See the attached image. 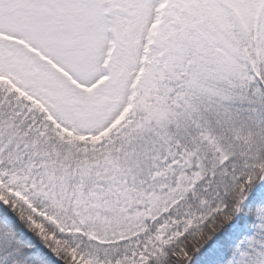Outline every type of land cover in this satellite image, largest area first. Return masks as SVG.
<instances>
[{"label":"snow or ice","instance_id":"snow-or-ice-1","mask_svg":"<svg viewBox=\"0 0 264 264\" xmlns=\"http://www.w3.org/2000/svg\"><path fill=\"white\" fill-rule=\"evenodd\" d=\"M0 264H264V0H0Z\"/></svg>","mask_w":264,"mask_h":264},{"label":"trees","instance_id":"trees-1","mask_svg":"<svg viewBox=\"0 0 264 264\" xmlns=\"http://www.w3.org/2000/svg\"><path fill=\"white\" fill-rule=\"evenodd\" d=\"M22 247L27 248L30 245H37L41 247L38 238L34 237L31 233H28L26 230H22L20 233V239L17 241Z\"/></svg>","mask_w":264,"mask_h":264},{"label":"rangeland","instance_id":"rangeland-1","mask_svg":"<svg viewBox=\"0 0 264 264\" xmlns=\"http://www.w3.org/2000/svg\"><path fill=\"white\" fill-rule=\"evenodd\" d=\"M41 245V244H40ZM41 247H42V245H41Z\"/></svg>","mask_w":264,"mask_h":264}]
</instances>
